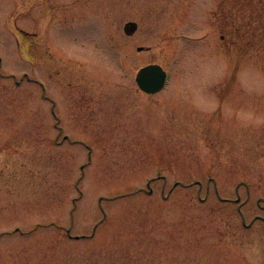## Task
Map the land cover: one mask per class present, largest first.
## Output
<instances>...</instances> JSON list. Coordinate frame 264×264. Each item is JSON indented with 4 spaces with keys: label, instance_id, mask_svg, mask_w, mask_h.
<instances>
[{
    "label": "rangeland",
    "instance_id": "374dc122",
    "mask_svg": "<svg viewBox=\"0 0 264 264\" xmlns=\"http://www.w3.org/2000/svg\"><path fill=\"white\" fill-rule=\"evenodd\" d=\"M0 264H264V0H0Z\"/></svg>",
    "mask_w": 264,
    "mask_h": 264
},
{
    "label": "water",
    "instance_id": "95a60500",
    "mask_svg": "<svg viewBox=\"0 0 264 264\" xmlns=\"http://www.w3.org/2000/svg\"><path fill=\"white\" fill-rule=\"evenodd\" d=\"M139 25L136 21H128L124 30L128 35L133 34ZM144 46L138 47V50H144ZM136 81L138 86L148 93H156L160 91L166 84L167 81V71L158 63H151L143 66L139 69Z\"/></svg>",
    "mask_w": 264,
    "mask_h": 264
}]
</instances>
